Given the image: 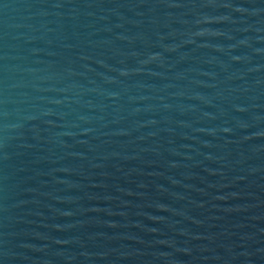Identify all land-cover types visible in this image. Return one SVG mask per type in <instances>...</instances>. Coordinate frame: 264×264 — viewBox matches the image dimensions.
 <instances>
[{"label": "water", "instance_id": "1", "mask_svg": "<svg viewBox=\"0 0 264 264\" xmlns=\"http://www.w3.org/2000/svg\"><path fill=\"white\" fill-rule=\"evenodd\" d=\"M0 264H264V0H0Z\"/></svg>", "mask_w": 264, "mask_h": 264}]
</instances>
